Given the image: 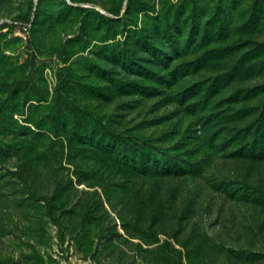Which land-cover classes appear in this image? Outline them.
Here are the masks:
<instances>
[{
	"label": "rangeland",
	"instance_id": "obj_1",
	"mask_svg": "<svg viewBox=\"0 0 264 264\" xmlns=\"http://www.w3.org/2000/svg\"><path fill=\"white\" fill-rule=\"evenodd\" d=\"M0 264H264V0H0Z\"/></svg>",
	"mask_w": 264,
	"mask_h": 264
},
{
	"label": "built area",
	"instance_id": "obj_2",
	"mask_svg": "<svg viewBox=\"0 0 264 264\" xmlns=\"http://www.w3.org/2000/svg\"><path fill=\"white\" fill-rule=\"evenodd\" d=\"M7 22H9L10 24H19L18 21L12 20V19H6ZM24 30H26V27H23Z\"/></svg>",
	"mask_w": 264,
	"mask_h": 264
}]
</instances>
